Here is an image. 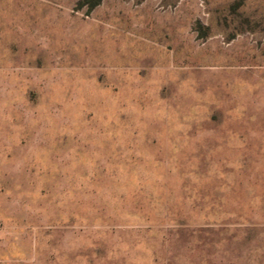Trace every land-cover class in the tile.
Returning a JSON list of instances; mask_svg holds the SVG:
<instances>
[{
	"label": "rangeland",
	"instance_id": "obj_1",
	"mask_svg": "<svg viewBox=\"0 0 264 264\" xmlns=\"http://www.w3.org/2000/svg\"><path fill=\"white\" fill-rule=\"evenodd\" d=\"M0 264H264V0H0Z\"/></svg>",
	"mask_w": 264,
	"mask_h": 264
}]
</instances>
